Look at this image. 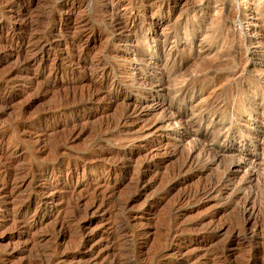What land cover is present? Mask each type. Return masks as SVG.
Masks as SVG:
<instances>
[{
    "label": "rangeland",
    "instance_id": "374dc122",
    "mask_svg": "<svg viewBox=\"0 0 264 264\" xmlns=\"http://www.w3.org/2000/svg\"><path fill=\"white\" fill-rule=\"evenodd\" d=\"M0 264H264V0H0Z\"/></svg>",
    "mask_w": 264,
    "mask_h": 264
},
{
    "label": "bare ground",
    "instance_id": "6f19581e",
    "mask_svg": "<svg viewBox=\"0 0 264 264\" xmlns=\"http://www.w3.org/2000/svg\"><path fill=\"white\" fill-rule=\"evenodd\" d=\"M25 79H26V78H25ZM140 106H141V105H135L134 110H135V111H138L139 108H142V107H143V106H141V107H140ZM133 107H134V106H133ZM133 113H134V112H133ZM135 115H136V114H135ZM156 127H157V126H156ZM150 153H151V152H150ZM154 157H155V156H154ZM144 174H145V173H144ZM96 193H97V192H96ZM93 195H94V194H93ZM94 198H96V197H94ZM93 202H94V201H93ZM93 202H91V203L94 204ZM98 203H99V202H98ZM98 203H97V205L99 206L100 203H99V204H98ZM78 204H79V203H78ZM92 204H91V205H92ZM89 205H90V204H89ZM89 205H88V206H89ZM91 205H90V206H91ZM94 206H96V205H94ZM94 206H93V207H94ZM98 206H96V207H98ZM93 207H91V208H93ZM87 208H88V207H87ZM94 208H95V207H94ZM85 209H86V208H85ZM85 209H84V210H85ZM249 210H250V209H249ZM87 211H88V210H87ZM87 211H86V212H87ZM244 212H245V211H244ZM79 229H80V228H79Z\"/></svg>",
    "mask_w": 264,
    "mask_h": 264
}]
</instances>
